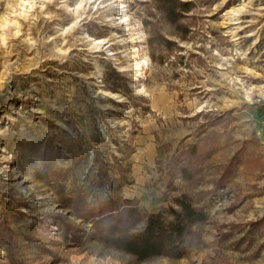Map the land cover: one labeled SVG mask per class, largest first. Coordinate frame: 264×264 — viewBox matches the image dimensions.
<instances>
[{"label":"rangeland","instance_id":"obj_1","mask_svg":"<svg viewBox=\"0 0 264 264\" xmlns=\"http://www.w3.org/2000/svg\"><path fill=\"white\" fill-rule=\"evenodd\" d=\"M182 1L0 0V264H264V0ZM181 192L209 220L177 260L108 248L72 210Z\"/></svg>","mask_w":264,"mask_h":264},{"label":"trees","instance_id":"obj_2","mask_svg":"<svg viewBox=\"0 0 264 264\" xmlns=\"http://www.w3.org/2000/svg\"><path fill=\"white\" fill-rule=\"evenodd\" d=\"M164 2L177 3L182 12L190 10L191 2L182 0ZM166 7L168 17L173 18L175 12L173 7L168 4ZM196 149V146L192 147L191 152L196 153ZM238 163L237 157L232 159L225 173L218 181L213 182L215 188L227 186ZM179 171L184 184L193 189L200 187L203 178L193 166H182ZM103 174L105 177L101 181V187L111 185L109 174L105 171ZM195 196V192H181L173 199L174 205L170 206L167 212L144 214L132 200H125L123 204H119L111 198L99 195L90 203L88 196L80 195L72 201V210L77 218L92 223L98 240L108 248L134 256L140 262L162 257L177 260L188 255L192 244L199 236L198 227L205 225L209 220ZM71 230L72 226L66 225L64 232L66 236L79 240ZM8 258L9 264H17L11 256Z\"/></svg>","mask_w":264,"mask_h":264},{"label":"bare ground","instance_id":"obj_3","mask_svg":"<svg viewBox=\"0 0 264 264\" xmlns=\"http://www.w3.org/2000/svg\"><path fill=\"white\" fill-rule=\"evenodd\" d=\"M119 0H108V2H109V5H108V7H110V6H112V5H114L115 3H117ZM122 4H119L117 7H115V9H116V11H117V13L118 14H120L121 13V11L122 10H124V8L126 7H124V6H122ZM111 18V17H110ZM109 17H108V21H106V22H109V21H111V20H114L113 18H111L110 19ZM120 19V22H119V25H124V24H126V22H127V18H126V16L125 17H120L119 18ZM8 31H10V28L8 29ZM11 32V31H10ZM84 39H85V41H86V43H88V46L90 47V49H95L96 47H94L95 46V44L93 43L94 41L93 40H91L90 38H89V36L87 35V34H84V37H83ZM93 46V47H92ZM133 62H134V60H132ZM131 61V62H132ZM135 63V62H134ZM130 66H132V65H130Z\"/></svg>","mask_w":264,"mask_h":264}]
</instances>
